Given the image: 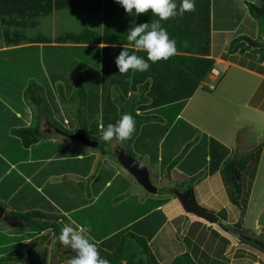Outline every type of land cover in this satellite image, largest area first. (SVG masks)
<instances>
[{"label":"trees","instance_id":"obj_1","mask_svg":"<svg viewBox=\"0 0 264 264\" xmlns=\"http://www.w3.org/2000/svg\"><path fill=\"white\" fill-rule=\"evenodd\" d=\"M204 1L203 21L206 19L208 25L209 0ZM117 4L116 0H104L103 47L34 44L0 50V202L11 208L14 218L25 220L21 229L28 228L16 236L0 230V245L4 244L0 252L8 250L0 257V264H34L29 256L36 249L40 233L48 231L41 238L49 237L58 244L63 219L75 227H90V239L99 241L97 246L110 264H196L172 222L156 209L168 198L151 196L140 201L137 194H126L131 183L109 160L101 162L87 187L75 179L50 181V176L66 173L85 178L96 154L58 140H43L42 119L65 135L85 133L97 141L95 147L106 153L103 145L108 142L100 139L102 129L130 113L136 121V131L131 139L122 142L125 150L134 157L158 161L160 170L175 181L171 187L158 188L157 194L186 191L194 205L205 209L195 199L194 185L219 170L235 205H239L243 194L241 175L249 174L248 190L244 191L247 199L260 147L248 151L243 161L232 158L230 148L206 133L198 134V128L178 116L199 79L211 68L212 60L173 55L167 60L149 61L146 72L119 73L115 57L122 48L111 44L129 43L128 31L138 22L129 27L128 13ZM248 8L259 24V38L236 37L230 41L228 51L245 45L244 49L254 50L252 57L264 60V0L259 4L249 2ZM40 12H34V16ZM14 16L13 11L1 6L0 39L7 45H18L30 38L16 32L9 34L12 21L26 26L15 21ZM190 41L196 51L203 48V54H208L209 37H191ZM199 43L204 46L200 48ZM136 54L147 59L145 51ZM39 89L44 91L50 117L43 109L42 115V96L36 95ZM75 95L83 107L77 112L66 105V100ZM204 230L228 241L214 228L203 225ZM244 235L242 231V242L257 245ZM72 253L75 254L51 251L49 264H58Z\"/></svg>","mask_w":264,"mask_h":264},{"label":"crops","instance_id":"obj_2","mask_svg":"<svg viewBox=\"0 0 264 264\" xmlns=\"http://www.w3.org/2000/svg\"><path fill=\"white\" fill-rule=\"evenodd\" d=\"M62 1L60 3L64 4L65 2ZM76 2H78V4H73L72 6H75L77 8L86 6L85 9L89 12V14L96 15V11L97 15L99 14V18L97 20L100 21L99 26L102 29L97 31L95 42L88 43L71 42L64 40L60 41L58 39H53L54 37L51 38L50 41H47L45 36H33L30 37L27 41L19 43L18 45H7V43L2 42L0 43V50L16 46L34 44L40 46L106 45L102 41L105 17L104 0H76ZM180 2L181 0H176L178 7L180 5ZM249 2L259 4V0H209V24L207 25L206 19H204L203 21V18L206 16V10L204 9L205 1L195 0L194 11L185 12L182 16L171 17L166 21H161V24L164 28L167 29L170 38H175L176 40L177 52L174 56L184 55L212 60L211 68L202 78L199 79L195 90L187 99L178 116L192 124L194 127L198 128V130L200 131L198 132V134L202 132L206 133L208 136L215 138L224 146L230 148L229 156H231L232 158L238 159V156H240L242 152L247 153L248 150L254 149V147H260V152L256 164V167L258 168L261 165L260 160L264 154V60H259L257 57H252L251 54L254 52L252 48L243 49V51H240L247 52H245V54L242 53L243 56H240V58L237 57L238 60L229 57L230 54L234 53L235 51H228L230 41L236 37L246 36L252 40L259 38V24L257 22V19L250 14L248 8ZM58 15L60 16L59 13ZM156 19H158V17L155 14L151 13L150 10L147 13H140L136 16L128 13L129 27H131L132 24L136 21L138 23L148 22L149 24H151ZM194 21L198 26L193 25ZM192 27H197L198 30L191 31ZM191 37L199 38L200 40L202 37H209L208 54H203L204 51L202 47L204 46V44H201V47L199 43V47L202 49L196 51L195 46L191 45ZM41 38H44V40L38 41ZM29 40H32V42H29ZM241 41L247 42L244 39H242ZM111 45H115L114 47L116 49L123 48L124 46L128 49H133L134 51H136L135 45L132 42H129L127 44L114 43ZM211 69H214L215 73L211 72ZM148 80L152 81L151 78ZM49 130L58 132L53 127L49 128ZM46 140L60 141L57 138H49ZM62 143L67 144L64 142ZM1 144L2 142L0 141V145ZM143 157L149 159L147 156ZM150 162L157 163V167L159 168L158 161ZM162 172H164V176H167L166 171ZM214 173H217L218 176L222 177L219 170L213 172L212 174ZM128 174L131 175L129 172ZM212 174L207 175L204 179L194 185V195L196 186L202 181L207 182L208 178L211 177ZM257 175L258 174L255 171L254 177L251 180L252 184L253 182H255L254 178L255 176L257 177ZM75 177H78L79 179L86 178H81L77 174L66 173L58 176L52 175L49 177V180L61 181L66 179H75L80 181ZM129 181L131 183L130 179ZM171 181L174 184L175 181ZM220 182L222 184L219 183L215 184L216 186H208L209 191L207 196H201L200 201H197L195 195L197 203L204 207L206 210L213 211L216 215L222 214L218 215V217L226 220V222L233 223L240 220L241 231H243L244 228H246L247 230H254L256 228L260 230L256 220L258 214L264 210V203L257 209L253 225H245V218L243 217L244 215H242L241 213L237 214V209L240 207V205L233 204L230 198L226 199V197H223L214 204H211L207 201L214 192L220 191L224 193L223 189L227 191L223 182V178ZM84 185L86 186V184ZM251 187L252 189H250L247 195V205L249 204V199L253 191V186L251 185ZM138 193L139 191L135 194H137L138 197L141 198V195ZM126 194H128V191ZM154 194H157V191ZM160 197L168 198L167 201L160 204L156 208L160 211V213H162V215H164L166 221L171 222V220L175 219L177 216H182L184 219H188L185 220L184 223L188 225L192 224V226L189 225L185 227V230L183 231L189 232V237L194 243L195 252L189 253L193 257L196 264H264V244L259 242L258 239H255L257 244L255 246L242 242L239 236L235 237L227 231L223 230L222 228H220L218 223L207 221L203 217L193 212L187 211L182 206L178 197H176L173 193L162 192ZM144 198H147V196H145ZM239 198L240 200L246 198L245 193L243 192V194ZM0 205L4 207V219L2 218L0 220H3L4 225L8 226L5 228L3 225H0V230H2L8 236L23 234L28 229H21L25 224L23 220L20 218H14L10 214L11 208L7 207L1 202ZM190 213L194 214L197 218H192ZM15 222H19L20 226L16 227L17 225L15 224ZM198 222H200L201 224L197 225ZM203 225H205L206 227L214 228L219 233V236H223L228 241H225V239H221L218 236L211 235L209 233V230L203 231ZM9 228L24 230V232H8ZM186 228L188 230H186ZM261 228H263V230L261 231L262 233H264V226H262ZM177 235L182 238L180 236V233H177ZM48 239L49 237L46 239V244L48 245L45 246H40L41 244L38 243L40 241H38L35 247L36 249H34L32 254L29 256L34 261V264H49L48 255L51 253V251L60 254H63L64 252L65 254V250L62 251L63 248L59 243L58 245L54 244L56 246L52 248L51 244H53V241L51 243V241ZM0 246H4V244H1ZM47 246H49V248ZM185 248L187 249L186 244ZM69 250L72 251L71 249ZM44 251H47L46 256H43ZM248 251L253 253V255H247ZM7 253L8 250L1 251L0 257L4 256ZM74 255L75 254L73 253L71 255H67V257L58 264H70V259Z\"/></svg>","mask_w":264,"mask_h":264},{"label":"rangeland","instance_id":"obj_3","mask_svg":"<svg viewBox=\"0 0 264 264\" xmlns=\"http://www.w3.org/2000/svg\"><path fill=\"white\" fill-rule=\"evenodd\" d=\"M61 1L62 0H0V8H1V6L7 7L10 11H13V14L15 15L13 18L15 19V21H18V22L26 25V26H21L19 23L12 21L9 25V28H8L9 34H13L14 32H16L19 35L26 36V37L45 36L47 41H50L51 38L54 37L53 39H55V40L58 39L60 41L64 40V41H71V42H88V43L95 42V40H96L95 37H96L97 31L102 29L99 26L100 21L97 20L99 18V14L97 15V11H96V15L95 14H89V12L86 11V9H85L86 6H83V7L79 6L80 8L72 6L73 4H78V2H76V0H63L62 2H65L64 4L60 3ZM38 9H42L43 11L40 12V11H38ZM83 9H85V10H83ZM36 11L40 12L41 15L38 14L37 16H34V14H35L34 12H36ZM58 13L60 14V16L58 15ZM104 15H105V13H104ZM108 16H111V15L108 14ZM108 16H106V17H108ZM16 24H19V26H17ZM53 32H54V34H53ZM41 40H44V38L43 39L41 38L38 41H41ZM255 40H258V39H255ZM1 42H2V39H0V43ZM29 42H32V40H29ZM244 47H245V45H244ZM244 47L243 46L238 47V49L235 50L234 53H231L229 57H231L232 59L234 58V59L238 60L237 57L240 58V56H243V54H245V52H247V51L240 52V50H241L240 48L244 49ZM239 54H241V55H239ZM39 55L41 56V51L39 52ZM240 61H243V60H240ZM36 95L42 96L41 106H40L41 112L43 109V110H45V113H47L49 115V117L52 116L50 109L46 107L47 101H46L45 96H44L45 95L44 91L39 89L38 92L36 93ZM66 105L69 106L75 112L83 109V107L81 106V102L79 100V97L77 95H75V98L73 96L69 97L66 100ZM29 110L32 113L30 108H29ZM42 115H43V112H42ZM51 121H52V119H51ZM50 126H51L50 124H48L47 122H45V120L42 119V129L45 132V134L43 136V140H46L49 138H53V139L57 138L61 142L72 143L73 145L79 146L88 152H93L96 154L95 162H94L93 169H92L91 173L85 179H79L78 177H75L76 179H79L84 184H86V186L88 185V182L91 180V178L94 176V174L96 173L97 167L100 165L102 160L107 159L117 167L119 172H121L123 175L127 176L131 180V184L129 186L128 194H131L133 192L137 193L139 191L138 194L141 195V198L138 197V199L140 201L145 200L146 199V198H144L145 196H147V197H151V196L160 197L161 196V193L154 194V193H150V192L146 191L144 189V187L142 185H140L132 175H129L128 172L118 162L116 156L113 153L115 152V150L117 148H124L125 149V146L122 142L117 141V140H112V141L108 142L107 144H104L103 146H105L107 151H106V153H103L97 147H91L88 145L81 144V143L75 141L74 139L70 138L68 135L62 134L60 132H55V131L53 132V131L49 130V128L52 127V126L51 127ZM255 149L256 148L254 147V149H250L248 151H251V150L254 151ZM248 151H247V153L250 154ZM245 154L246 153L242 152L240 154V156H238V157L242 158V161H243V159L247 158V156L245 157ZM254 156H255V154H254ZM135 158L138 159L140 161V163H142L143 165H145L148 168L150 179L155 186H157L158 188H163L165 186L168 188V186L169 187L172 186L173 182L171 181L172 180L171 176L169 174H167V176H164L165 174H164V172H162L163 170L160 172V168L157 167V163H151L150 160L147 159L146 157L140 158V157H138V155H136ZM260 161H261V165L258 168L255 166L256 170L254 169L258 175H257V177L255 176V178H254L255 182H253V184H252L253 191L251 190L252 195L249 199V204L247 205V203H246L247 199H241V200H240V198L238 199L240 207L237 209V214L241 213L242 215H244L243 217L245 218V220H244L245 225L246 224L253 225L255 213H256L257 209L264 203V154L261 157ZM250 167L252 169L254 168V166L252 164H250ZM219 180L222 181V177L218 176L217 173H214V174H212L211 177L208 178L207 182L202 181L201 183H199L195 188V195H196L197 201H200L201 196H204V197L207 196L208 191H209L208 186H216L215 184L221 183ZM249 180H250L249 174L243 172L241 175V182H242V184H244L242 186L243 192L245 190L246 191L248 190L247 183L249 182ZM250 189H252V187ZM223 190H224V193H222L220 191L214 192L213 195L210 198H208L207 201L211 204H214L223 197L224 198L226 197V199L230 198L228 196V192L225 191V189H223ZM178 192H181V191H178ZM174 195L177 197L176 194H174ZM222 212H223V209H222ZM190 214H191L192 218H194V219L197 218L194 214H192V213H190ZM218 215H222V214H218ZM63 220H64L63 225L71 224L72 226H74L70 220H68V219H63ZM185 220H188V219H184L182 216H177L175 219L171 220V222H172L174 228L176 229L177 233H180V236L183 238L185 244L187 245V249L185 248L186 251L192 253V252H195L194 243L191 241V238L189 237V234H188L189 232L183 231V230H185V227L190 225V224L188 225V224L184 223ZM15 224L17 225L16 227L20 226L19 222H15ZM0 225H3L5 228L8 227V226L4 225L3 220H0ZM190 226H192V224ZM258 226H259L260 230L257 228L254 230H251V229L247 230L246 228H244L243 231L249 237H251L253 239H258L259 242L264 244V233H262V231H261V230H263V228H261L262 226H260V225H258ZM9 230H8V232H13V233H19V232L23 233L24 232V230H20V229L16 230V229L9 228ZM186 230H188V229L186 228ZM45 232H47V231H43L40 234L41 235L46 234ZM182 233H183V235H182ZM41 235H39L38 240H37V241H40V242H38L41 244L40 246L48 245V244H46L47 240L42 239ZM56 245H58V244H56ZM56 245L51 244V247L53 248ZM47 247L49 248V246H47ZM97 248H98V251L100 253V256L103 258L104 257V253L102 252L103 250L101 251V249L98 246H97ZM64 250H65V254L70 251L69 249L63 248L62 251H64ZM247 253H248L247 255H251V256L253 255V253H251L250 251H248ZM63 254H64V252H63ZM141 263H142V261H141Z\"/></svg>","mask_w":264,"mask_h":264},{"label":"clouds","instance_id":"obj_4","mask_svg":"<svg viewBox=\"0 0 264 264\" xmlns=\"http://www.w3.org/2000/svg\"><path fill=\"white\" fill-rule=\"evenodd\" d=\"M116 2L123 7L125 13L136 16L150 10L158 17L151 24L148 22L138 23L128 31L126 39L134 43L136 51L130 52L123 46L115 57V64L121 74H127L130 71L132 73L146 72L150 68L149 61L155 63L175 55L177 52L176 40L170 38L161 21L195 10V0H181L179 7L176 0H116ZM103 46L105 45L102 44L101 47ZM139 51H145L147 59L137 55L136 53ZM135 131L134 117L130 113H124L115 124L109 123L106 128L102 129L100 139L105 142H110L113 139L123 142L131 139ZM90 232V227L79 225L74 227L71 224H66L62 227L58 242L64 249H71L75 253L70 259V264H110L107 259L100 256L97 248L99 241L93 242L89 237Z\"/></svg>","mask_w":264,"mask_h":264},{"label":"water","instance_id":"obj_5","mask_svg":"<svg viewBox=\"0 0 264 264\" xmlns=\"http://www.w3.org/2000/svg\"><path fill=\"white\" fill-rule=\"evenodd\" d=\"M68 136L75 141L88 145L91 147H95L97 145V141L88 137L85 133L77 131L74 133L68 134ZM115 154L117 157L118 162L121 166L128 171L136 180L137 182L144 187V189L148 192L155 193L157 191V187L152 183L149 175L148 168L140 163L138 159H136L131 153L127 152L123 148H117L115 150ZM177 197L180 200L182 206L189 212H193L205 220L210 222L218 223L220 228L227 231L228 233L232 234L235 237L240 235L241 231V222L240 220L229 223L226 220L219 218L213 211L202 209L192 203L190 198V194L186 191L184 192H177ZM4 207L0 205V219L4 217ZM25 223V220L22 219ZM257 224L260 226H264V210L258 214L257 216Z\"/></svg>","mask_w":264,"mask_h":264},{"label":"flooded vegetation","instance_id":"obj_6","mask_svg":"<svg viewBox=\"0 0 264 264\" xmlns=\"http://www.w3.org/2000/svg\"><path fill=\"white\" fill-rule=\"evenodd\" d=\"M244 233H245V232H244ZM245 236H247V234H245ZM246 238H249V239H250V237H246ZM251 239L255 241V239H253V238H251Z\"/></svg>","mask_w":264,"mask_h":264},{"label":"built area","instance_id":"obj_7","mask_svg":"<svg viewBox=\"0 0 264 264\" xmlns=\"http://www.w3.org/2000/svg\"><path fill=\"white\" fill-rule=\"evenodd\" d=\"M211 72L215 73L214 69H211Z\"/></svg>","mask_w":264,"mask_h":264}]
</instances>
